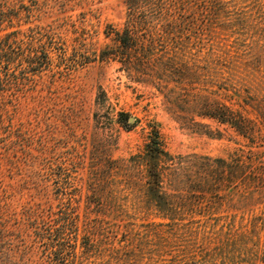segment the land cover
I'll list each match as a JSON object with an SVG mask.
<instances>
[{"label":"rangeland","instance_id":"rangeland-1","mask_svg":"<svg viewBox=\"0 0 264 264\" xmlns=\"http://www.w3.org/2000/svg\"><path fill=\"white\" fill-rule=\"evenodd\" d=\"M16 31L49 60L4 93L0 264H264V0H0ZM154 132L174 211L148 192ZM204 158L240 168L209 189Z\"/></svg>","mask_w":264,"mask_h":264},{"label":"trees","instance_id":"trees-1","mask_svg":"<svg viewBox=\"0 0 264 264\" xmlns=\"http://www.w3.org/2000/svg\"><path fill=\"white\" fill-rule=\"evenodd\" d=\"M132 30V28H131ZM127 30L125 37L120 39V43L123 47L129 46L128 41L131 42L130 32ZM20 32H11L7 34L3 39H0V124L2 122V108L4 103V93L7 91V87L12 84V80H18L17 76L10 72L11 66L15 63L22 66L27 64L34 74L41 71V68L48 63V53L43 49V46H39L38 49L34 46L33 41L30 44H25V41L20 38ZM43 49V50H41ZM36 72V73H35ZM208 99L204 98L202 102V116L204 118L213 119L220 124L228 125L236 130L243 136L248 134L250 128V120L244 118L240 113L234 111L225 104L218 102H208ZM122 119H126L128 122L129 117L125 114L120 115ZM153 139L145 146L144 158L147 166L148 173V192L151 198L154 200L156 207L159 210L174 211L177 206H173L169 203V200L162 191V179L163 166L167 164V158L169 157L164 152L158 140V133L154 132ZM203 170L205 171L202 179L203 183L209 189L216 188L217 185V172H223L227 168L233 167L236 172L239 170L238 160L231 159L230 164L225 160H214L204 158ZM53 231L50 225L44 222L43 228L35 229V236H59V232Z\"/></svg>","mask_w":264,"mask_h":264},{"label":"water","instance_id":"water-1","mask_svg":"<svg viewBox=\"0 0 264 264\" xmlns=\"http://www.w3.org/2000/svg\"><path fill=\"white\" fill-rule=\"evenodd\" d=\"M129 122H132V119L131 118H129Z\"/></svg>","mask_w":264,"mask_h":264}]
</instances>
